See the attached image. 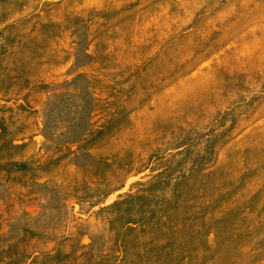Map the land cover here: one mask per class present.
<instances>
[{"label":"rangeland","instance_id":"374dc122","mask_svg":"<svg viewBox=\"0 0 264 264\" xmlns=\"http://www.w3.org/2000/svg\"><path fill=\"white\" fill-rule=\"evenodd\" d=\"M0 264H264V0H0Z\"/></svg>","mask_w":264,"mask_h":264}]
</instances>
